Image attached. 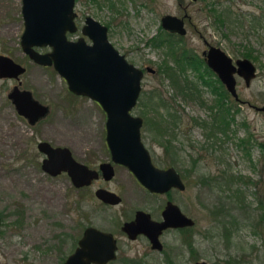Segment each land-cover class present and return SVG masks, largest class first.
Instances as JSON below:
<instances>
[{"label":"rangeland","instance_id":"rangeland-1","mask_svg":"<svg viewBox=\"0 0 264 264\" xmlns=\"http://www.w3.org/2000/svg\"><path fill=\"white\" fill-rule=\"evenodd\" d=\"M182 0V5L192 14L198 28L214 44L220 45L233 58L242 57L247 48L253 50L251 59L256 67V76L250 85L237 78L239 95L252 104L264 102V0ZM180 0H75L78 28L69 38L81 34L80 27L85 15L93 16L108 26V39L137 66L150 64L157 68L165 58V47L154 46L149 39L159 31L160 16L163 13L183 12ZM220 13L211 12L210 3ZM217 3L219 5H217ZM119 10V11H118ZM16 19L14 20V18ZM223 18V23L219 20ZM107 22H110V26ZM190 25V24H189ZM187 26L184 38L186 45L196 51L204 47L192 25ZM197 28V29H198ZM23 30L21 0H0V53L11 56L26 67L20 80L23 87L31 89L33 96L48 104L49 113L35 124H29L18 115L7 97V91L16 83L14 78L0 77V264H62L73 249L83 226L94 224L99 227H116L122 217L124 206L105 205L94 195L98 186H106L120 194L139 193L137 184L126 168L117 166L112 180H95L91 185L76 189L65 172L50 175L41 168L44 154L37 148V142L46 139L52 144L67 145L76 159L95 166L108 157L105 143L103 109L87 96L77 95L67 88L66 81L51 65L34 62L20 46ZM192 44V45H191ZM46 51L48 46L36 47ZM167 50V48H166ZM173 65V59L168 57ZM159 84L168 92L165 98L173 101L174 89L168 79L161 74H146L143 88ZM205 92V89H203ZM149 93V91H148ZM181 94L175 97L190 114L205 116L207 109L196 101ZM141 95L139 103L133 106L134 115L145 112L146 100L159 99ZM142 100V101H141ZM238 103L239 112L233 124L235 135L215 147V152L205 150L207 141L201 127L195 125L190 134H181L177 144L185 148L179 151V165L190 167V154H201L195 169L185 178L186 188L176 190L174 198L192 214L196 220V259H204L209 264H264V218L253 204L256 190L264 197V112L247 102ZM145 109V110H144ZM244 122V123H243ZM152 123L143 129L146 145L152 151L154 160L161 163L163 149L157 144L156 131L149 132ZM182 125H185L183 123ZM250 137V156L237 145V137ZM189 138V139H185ZM191 144L189 146L188 141ZM184 142V143H182ZM189 148V149H188ZM164 156V155H163ZM229 166L233 171L262 177L258 188L246 186L244 208L253 216L246 219L230 239L221 235L222 226L213 225L208 213L218 195L199 183L198 176ZM126 190L125 192L122 191ZM147 198L152 195L146 192ZM258 196V197H259ZM257 198V196L255 197ZM82 211V216L77 214ZM244 214L241 213L242 220ZM114 225V226H112ZM212 226V227H211ZM204 228H210L211 235H203ZM170 246L178 245L171 236H165ZM144 240V239H143ZM145 241V240H144ZM146 243V241H145ZM123 250L129 251L124 244ZM172 254L175 264H192V254L181 244L178 255ZM133 255L132 252H128ZM160 257L150 258L145 264H166ZM231 264V263H227Z\"/></svg>","mask_w":264,"mask_h":264},{"label":"water","instance_id":"water-1","mask_svg":"<svg viewBox=\"0 0 264 264\" xmlns=\"http://www.w3.org/2000/svg\"><path fill=\"white\" fill-rule=\"evenodd\" d=\"M22 13L25 26L20 37V45L30 59L42 65H52L67 83L68 89L79 95H87L96 100L106 115V142L113 162L125 165L145 187L152 191H165L171 186L185 187L179 173L172 166L162 168L155 165L141 139L142 118L131 112L140 89L143 70L128 61L123 53L108 39V26L86 15L80 27L82 35L69 38L78 26L74 10L75 0H22ZM164 28L183 33V19L172 14L161 17ZM87 37L90 42L86 40ZM48 46L46 51L36 47ZM35 47V48H34ZM215 57L207 59V64L221 79L230 94L239 99L235 72L250 85L256 76V65L248 57L238 58L237 66L232 58L218 47H211ZM210 51V52H211ZM25 67L11 56L0 53V77H17ZM7 97L13 102L17 112L29 123L34 124L46 116L49 107L33 96L28 88L14 85ZM264 112V102L256 105ZM37 148L44 154L41 168L51 175L66 172L74 186H86L97 178L101 171L105 179L114 174L111 162L103 161L98 169L89 167L76 159L66 145L52 144L46 139L37 142ZM97 198L111 203L120 196L106 187H98ZM176 212L175 216L170 212ZM140 213V214H139ZM139 221L125 223L131 237L137 232L150 236L152 243L158 245L157 232L169 224H192L193 219L185 216L177 206L168 205L164 215L165 222L151 221L148 213L139 212ZM115 239L113 235L97 227L88 225L72 252L62 264L103 263L114 256ZM195 264H209L200 259ZM226 264V263H222Z\"/></svg>","mask_w":264,"mask_h":264},{"label":"flooded vegetation","instance_id":"flooded-vegetation-1","mask_svg":"<svg viewBox=\"0 0 264 264\" xmlns=\"http://www.w3.org/2000/svg\"><path fill=\"white\" fill-rule=\"evenodd\" d=\"M193 1H195V0H193ZM214 2H218V1L215 0ZM214 2L210 3V8H212L211 12L215 13V12H217V8H215V3ZM179 3H180V5H182V0H180ZM22 5H23V1L21 0V16H22V20H23V29H24L25 20H24L23 13H22ZM217 5H219V4L217 3ZM214 8L216 9V11H213ZM182 9H183V12L180 13V14L163 13L160 16V24H159V30L158 31H163V32H168V33L173 34V35H171V37L173 39L172 46H174V45L177 46V44H181L183 46H186L194 54H196L197 56L202 58L203 64L200 66L199 70L187 69V72H185V74L187 73L188 77H192L194 80H196V79L198 80L199 87H200L199 88L200 96L199 97H195L192 94V95H189V97H184L183 99L190 98L189 100L196 101L201 107H204V108L207 109V114L205 116H195L193 114H190L183 107H181L180 104L176 102L177 99L175 98V97H178V96H180L182 94L181 91H179V89L178 90L177 89L174 90V93H173L174 97L172 99L173 101H171L170 99L164 97V95L168 91L164 87L162 88L159 84H155V85L151 86L149 89L143 88V78H144V76L146 74H161L162 78L164 77L166 80L168 79L159 70V65L160 64H165V62H168V60H169V58H168L169 56L165 55V53H163V57H165V58H163L159 62L157 68L153 67L150 64H145V65H142V66H138L139 68H141L143 70V74H142V77H141V89H140L139 97H138V99H137V101H136L134 106H136L137 103H139L141 95L143 93H145V95H150L153 91L160 92L159 93V96H160L159 99L146 100V102L143 103V107H145V109L146 108H148V109L147 110L144 109L145 112H142V113H140L138 115V116H140L142 118V123H141V128H140L141 139H142L143 143L145 144V146L147 147V149L149 150L153 163L155 165L159 166V167H162V168H166V167H169V166L174 167L176 169V171L179 173L181 179L183 180L185 187L183 189H180V188H178L176 186H171L170 188H168L167 190L162 191V192L152 191V190L148 189L147 187H145L141 182H139L135 178L133 173L125 165H123L121 163L113 162L112 159H111V153H110L109 147H108L107 142H106V125H105L106 116H105V120H104L105 143H106V148H107V151H108V157L105 160L99 161L93 167H91V165H89L87 163H85V164H87L91 168L98 169V167H99L101 162H103V161L111 162L112 166H113V169H114V174L109 179H105L103 177L101 171H99L98 177L93 179L88 185H91L95 180L103 179L106 182L112 180V178L114 177V175L116 173L117 166H121L123 168H126L128 170V172L131 174V176L133 177L135 183L137 184V187L139 189V193L138 192L130 193L131 191L129 190V194H120L119 192L111 189V190L115 191L120 196L119 201L114 202V203L99 199L94 194L95 197L98 200H100L105 205H108V206H110V205H119V204H121L123 202L124 206H123L122 211H121L122 217L120 218V220L118 222H117V220L114 221V225H116V223H117L116 227H99V226L94 225V224H87V225L83 226L82 232H81L80 236L77 237L73 249L75 248V246L78 245V241H79L80 237L83 234V230L88 225H91V226L97 227V228H99L101 230L110 232L113 235V238L115 239L114 256L108 258L103 263L92 262L91 264H145L146 261L149 260L150 258L157 257L159 259L160 256L158 254L161 255L164 263H166V264H175V261H174V259L172 257V254H174L173 251L176 250L175 255H178L179 246L181 244L192 254L193 259H194L192 264H195V262L197 260H200V259H196L197 257H194V256H196L195 253L197 251L196 248H195V238H196V228H197L196 220L192 216V214L186 212V209L179 204V202L176 200V198H174V192H176V190H184L186 188L185 178H189L190 172L193 171V169H190V167H181L179 165V159H180L179 156H178L179 155V151H180V149L185 150V148L180 147L177 144V142L180 143L179 140H178L179 135H181V134H190L191 130H194L195 125L201 127L202 132L204 134V131H205V128L207 127V125L210 126V124H211V121L209 122L210 116H209V113H208L209 110H210L209 109L210 108L209 105L213 104L214 106H217V105H219V102L222 105V101H223L222 111L223 112L226 111L227 104L225 103L224 99H222V98L218 99L217 98V94L216 93H212L211 90H210V87L208 85L204 84L200 80V78L198 76H196V75H201V73H202L205 78H209L210 80H214L216 78L225 87V85L222 83L221 79L218 77L217 73L211 67L208 66L207 59L216 56L215 53H214L215 51H211V47L212 46L222 49L227 55H229V54L220 45L214 44L211 40L209 41L207 39L206 35L202 34L203 32L198 28V26L193 21L192 14L188 12L186 5H182ZM164 14H172V15H175L177 17H181L183 19V25L185 27V31L183 33H180V32L175 31V30L164 28L161 25V17ZM218 18H219V20L222 19V21H220V23H223V21H224L223 18L221 17V19H220V16ZM15 19H16V17L14 18V20ZM75 22L77 23L76 19H75ZM186 24L192 25V28L196 32H198V36L202 39L204 47L200 50V53H198L195 50L196 48L194 46L192 47V46L186 45V43H184V38H185V36L187 34V26H186ZM22 32H23V30H22ZM107 34H108V29H107ZM80 35H82V33ZM20 37H21V35H20ZM180 37L182 38V40L180 42H178ZM85 38H86V40L88 42H90V40L87 37H85ZM168 45H169L168 40L163 39L162 40V44L158 45V46H160V47H168ZM245 51L246 52L250 51V53L253 55V50H251L250 48H247ZM242 57H248V56H244L243 55ZM242 57H237L235 59H233L231 57L232 58V62L237 66L236 60L238 58H242ZM248 58L253 59L252 57H248ZM16 62L20 63L19 61H16ZM172 62L174 63V61H172ZM191 62L192 61H187V64H191ZM25 70H26V67H25ZM25 70L22 73H19L17 77H11V78H14L15 81H16V83L14 85H18V87H20V88H26V87L22 86V83H21V80H20V75L23 74L25 72ZM256 73H257V67H256ZM235 77H236L237 91H238L237 78H241V79H243V78L241 76H239L238 73H236V72H235ZM205 80H207V79H205ZM207 81H209V80H207ZM243 81H244V79H243ZM11 88L9 90H11ZM203 89H205V92H204ZM225 89H226L227 92H229L226 87H225ZM29 90L31 91V89H29ZM8 91H7V94H8ZM148 91H149V93H148ZM31 93H32V91H31ZM229 94H230V92H229ZM77 95H79V94H77ZM83 96H87V95H83ZM230 96L234 99L235 102H237V104L238 103H243V102L246 101L245 99H243L239 95V91H238V96H239V98L241 100L235 99L231 94H230ZM87 97L90 98L89 96H87ZM90 99H92V98H90ZM92 100L100 106V104L96 100H94V99H92ZM246 102L248 104L254 106V107L256 106V104H252L249 101H246ZM12 104H13V102H12ZM44 104H46V103H44ZM46 105H48V104H46ZM14 108H15V106H14ZM215 108L217 109V107H215ZM15 111L17 112L16 108H15ZM49 111H50V107H49ZM49 111H48V113H49ZM17 114L20 115L18 112H17ZM20 116H22V115H20ZM22 117L25 118L24 116H22ZM204 121L207 122V123H205L206 127L202 125V122H204ZM27 122H28V120H27ZM150 122L152 123V125L150 127H148V129H150L149 132L156 131L157 144L159 146H161L162 149H163V154L161 155L160 160H161V163L162 162L166 163L164 165H160L154 160L152 151H150V149L148 148V146L145 143L146 140H145L144 135H143V129L145 130V126L148 123H150ZM183 123H185V125H182ZM29 124H31V123H29ZM209 126L206 129H208ZM220 134L221 133H219V136H220ZM185 139H189V138H185ZM204 139H206L205 135H204ZM182 143H184V142H182ZM188 144H189V146L192 145L190 140L188 141ZM222 146H223V144L221 143V147ZM70 150H71V148H70ZM71 152H72V150H71ZM72 154H73V152H72ZM193 158L194 157H192L191 154H190L189 159L191 161V168H192V165H194L192 163ZM186 169L189 170L188 177H186L185 174H184ZM65 174H67V173L65 172ZM56 175H58V174H56ZM75 187H76V189H78V188H82L84 186H75ZM98 187H106V186L100 185ZM106 188L110 189L109 187H106ZM95 189H94V191H95ZM122 191L125 192L126 190L122 189ZM146 192L150 193L152 195V197L147 198ZM169 204L177 206L179 211H181L185 216L190 217V218L193 219V223L192 224H188L187 223V224H184V225L169 224V225H167L165 227H162L156 234L158 245L152 243V240H151L150 236H148L144 232H137L134 237H131L129 232L125 229V223L126 222L136 221V219L138 218V216L140 214L139 212L148 213L151 221L165 222V220L167 218L164 215V212H165V210H166V208L168 207ZM169 209H170V212L172 213V215L175 216L176 212L174 210H172L171 208H168L167 210H169ZM78 210H79V208L76 211L77 214L79 216H82L83 215L82 211H78ZM141 219H144V218L139 217L137 219V221H139ZM114 225H112V226H114ZM165 236H171L172 240L177 242L178 245H175L174 247L170 246L167 243V241L165 239ZM143 239L146 241V243H145V241ZM124 244L128 245L129 251H125V250L122 249ZM73 249L70 252H72ZM128 252H132L133 255H129ZM68 254H67V256H68Z\"/></svg>","mask_w":264,"mask_h":264},{"label":"trees","instance_id":"trees-1","mask_svg":"<svg viewBox=\"0 0 264 264\" xmlns=\"http://www.w3.org/2000/svg\"><path fill=\"white\" fill-rule=\"evenodd\" d=\"M92 1V0H91ZM212 9V8H211ZM230 11L229 8H226L225 12L221 11L220 14L224 15L226 12ZM119 11V10H118ZM213 11H216L214 8ZM217 13H219L217 11ZM110 26V22H107ZM171 33L159 31L157 34L152 36L149 41L154 46H158L162 44V40H168L169 45L165 47L164 53L167 56H171L175 65L171 64L169 61L165 62V64L159 65V70L162 74L168 78L169 86L174 89L181 91L182 94L189 96L194 95L195 97H199V82L198 80H194L192 77H188L187 69H195L199 70L200 66L203 64V60L201 57L194 54L189 48L183 46L181 44H177L172 46L173 39L171 37ZM182 38L178 40L180 42ZM167 48V50H166ZM244 56L254 58V55L250 53V51L243 52ZM187 61H192L191 64H187ZM205 66V65H204ZM207 66V65H206ZM207 68V67H206ZM208 69V68H207ZM200 78V80L210 87L212 93L217 94V98L224 99L226 106V111H222V105L219 102V105L210 106L209 116L211 124L208 129H206L207 122H202V125L205 126L204 135L206 137L207 145H202L201 147L205 150L215 152L216 147L220 145V140L225 141L228 138H231L232 135H235V129H233V124L236 122V117L239 112V106L237 102L230 96L229 92L226 91L225 87L219 82L218 79L210 80L209 78H205L204 75H196ZM209 77V76H208ZM209 81H207V80ZM160 92L153 91L150 94V97H156ZM174 97V96H173ZM217 107V109L215 108ZM244 123V122H243ZM219 133L220 136H219ZM218 134V135H217ZM237 145L243 150L247 155L250 156V137L249 135L245 137H237ZM261 149L264 148V143L260 144ZM201 154H197L192 163V168L195 169L197 165V161L202 159ZM185 176L188 177L189 170L186 169L184 172ZM197 180L199 183L205 187H208L210 190L215 192L218 195L216 203L210 207L209 214L211 216V220L214 222L213 225L222 226L221 235L225 238L230 239L234 233L245 223L246 219L253 214L246 210V212L242 211L244 208V198H246L245 189L246 186H252L258 188L259 182L262 181V177L254 178L251 175L243 174L241 172L233 171L229 166L226 168L217 169L215 172L204 173L201 176H198ZM255 209L260 210V216L264 218V197L259 196L257 191L253 192ZM257 196V198H255ZM259 196V197H258ZM242 216V220L240 219V215ZM212 227V226H211ZM203 235L205 237L210 236L212 233L210 228H204ZM236 259H226L227 263H231Z\"/></svg>","mask_w":264,"mask_h":264}]
</instances>
